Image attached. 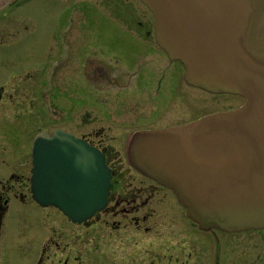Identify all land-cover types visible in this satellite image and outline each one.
Returning <instances> with one entry per match:
<instances>
[{
    "label": "flooded vegetation",
    "instance_id": "obj_1",
    "mask_svg": "<svg viewBox=\"0 0 264 264\" xmlns=\"http://www.w3.org/2000/svg\"><path fill=\"white\" fill-rule=\"evenodd\" d=\"M154 29L143 0H9L0 7V131L13 133L15 122L14 135L32 143L38 131L60 127L101 150L111 172L105 204L83 220L54 205L51 216L67 224L38 236L29 264H264V238L253 235L264 226H198L175 191L128 156L135 128L182 122L244 99L186 81L182 61L169 56ZM186 85L220 101L189 108ZM22 143H0V223L10 190L33 198L31 143Z\"/></svg>",
    "mask_w": 264,
    "mask_h": 264
},
{
    "label": "water",
    "instance_id": "obj_2",
    "mask_svg": "<svg viewBox=\"0 0 264 264\" xmlns=\"http://www.w3.org/2000/svg\"><path fill=\"white\" fill-rule=\"evenodd\" d=\"M186 81L243 95L236 106L133 129L130 160L171 187L202 228L264 226V0H143ZM9 0H0V7ZM31 195L83 220L107 200L104 153L54 127L32 139Z\"/></svg>",
    "mask_w": 264,
    "mask_h": 264
},
{
    "label": "rangeland",
    "instance_id": "obj_3",
    "mask_svg": "<svg viewBox=\"0 0 264 264\" xmlns=\"http://www.w3.org/2000/svg\"><path fill=\"white\" fill-rule=\"evenodd\" d=\"M58 8L59 4H55L53 11L49 14L50 17L56 13ZM59 13L60 12H58L57 15ZM186 88L188 89L182 91V101L183 104L189 108L191 107L194 109L191 105L194 104L195 109L202 111L211 108V102L215 100L218 102L220 101L219 98L221 97H215L214 100V97H212L214 95L212 93L202 89H194L187 85ZM232 98L233 97H230L231 100ZM15 124L16 123L13 122V133L9 131L3 133V131H0V143H6L7 145L14 144L17 138V141L23 142L28 146L31 143V136L14 135L17 128ZM4 169H6V167L0 165V176L3 175L2 171ZM21 186L25 191H29V183H23ZM9 192L10 198L8 200V205L0 223V264H29L36 260L34 256V244L36 240H38V236L44 231L51 229L53 224L59 223L58 221L65 222V224H67V221L60 218L54 219L51 216L53 209L56 208L54 205H41V203L34 200L30 195L21 197L20 194L13 195L12 190ZM242 233L245 234L246 231H242ZM253 233V235L258 236V239L264 238V233L263 231L261 232V230H255ZM199 236L202 238L201 234ZM93 255L95 254L93 253ZM72 262L74 264L81 263H79L77 259H70L69 263ZM43 264L49 263L45 260ZM60 264H63V261H61Z\"/></svg>",
    "mask_w": 264,
    "mask_h": 264
}]
</instances>
